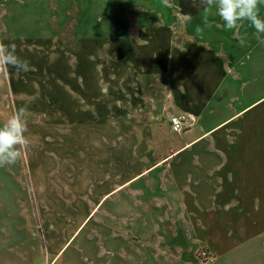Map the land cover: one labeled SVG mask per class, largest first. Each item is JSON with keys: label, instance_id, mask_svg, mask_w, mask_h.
Here are the masks:
<instances>
[{"label": "crops", "instance_id": "1", "mask_svg": "<svg viewBox=\"0 0 264 264\" xmlns=\"http://www.w3.org/2000/svg\"><path fill=\"white\" fill-rule=\"evenodd\" d=\"M146 5V9L137 5L143 13L127 19L123 35L98 40V50L106 51L110 62L93 61L91 44L97 40L77 41L75 60H69V115L131 117L136 127L128 132L145 136L99 143L101 149L117 150L111 160L115 163L106 157L99 166L101 199L51 251L50 264L58 262L97 206L116 195L109 204L112 209L104 215L111 226L107 227L105 219L102 225L110 230L109 240L116 238V246L121 245L122 251L127 246L133 257L146 252L151 263L159 244L161 249L179 245L186 253L197 246L208 253V260L201 262L192 255L193 264H214L242 254L251 261L260 255L263 263V246L257 242L260 252L254 254L252 239L264 230L259 234L252 211L244 207L264 206V142L248 138L250 127L263 130L262 117L258 114L255 122L246 118L264 100V34H257L247 21L239 30H227L215 9L205 12L200 0H149ZM151 5L163 7L151 9ZM259 14L264 19V3ZM187 15L191 22H185ZM243 50H255L256 56L243 63L239 56ZM183 113L193 114L196 123L178 133L169 119ZM169 130L181 138H167ZM153 134L160 139L147 138ZM125 165L139 169L125 178ZM240 166L245 170L239 174L242 186L249 180L258 189L242 193V208L233 210L237 190L231 170ZM142 180L144 189L137 188ZM258 197L262 200L255 204L253 198ZM126 212L133 215L130 227L119 222L125 220ZM140 212L155 215L141 227L136 223ZM40 222L44 228V217ZM42 237L45 240L44 232ZM134 240H140L141 247ZM146 245H152L151 253Z\"/></svg>", "mask_w": 264, "mask_h": 264}, {"label": "rangeland", "instance_id": "2", "mask_svg": "<svg viewBox=\"0 0 264 264\" xmlns=\"http://www.w3.org/2000/svg\"><path fill=\"white\" fill-rule=\"evenodd\" d=\"M147 2L149 0H0V41L6 45L14 43L16 54L31 65V70L26 73L17 75L15 69H10V75L0 74V126L18 108L25 109V136L29 141L27 150L22 151L15 164L0 167V264H50L51 251L60 245L73 226L80 223L82 215L91 211L101 199L99 166L106 157L109 163H115L111 160L117 155V150L101 149L99 143L144 139L145 135L128 132V129L136 127L131 117L70 116L68 89L69 60H75L76 42L97 40V44H91L93 61L99 65L110 62L107 52L98 50L101 49L98 40L123 35L127 19L143 13L137 5L146 9ZM149 7L160 9L163 6ZM239 56H242L243 63H248L256 53L255 50H243ZM57 81L61 84H56ZM259 103L262 104L253 107L246 118L255 122L261 114L263 130L257 126L250 127L252 131L248 138L264 142V100ZM165 135L172 140L181 138L170 130ZM156 137L153 134L147 138L160 139V135ZM124 167L125 178L139 169V166L134 170L132 166ZM233 170L232 184L236 187L237 198L232 208L239 210L244 204L242 193H251L258 188L252 187L249 180L242 186L239 177L245 171L242 166L237 171ZM136 187L144 189L143 180ZM116 197L97 206L73 242L64 248L56 264H140L144 254V264H193L192 255L198 262L208 260V253L197 246L186 253L179 245L161 249L157 244L156 252L150 251L152 245H146L145 249L152 252L154 258L151 263L146 252L140 253L139 258L133 257V251L127 246L122 251L121 245L116 246V238L109 240L110 230L102 225V219H105L107 227L111 226L109 217L104 215L106 210L112 209L109 204ZM253 200L258 204L262 198ZM251 204L244 208L252 211V223L258 226L256 229L260 234L264 230V206L257 208L255 205L252 210ZM124 214L125 220L119 222L124 226L132 225V213ZM122 215L120 213L119 217ZM154 215V212H140L136 223L143 227ZM41 217L45 219L44 228H41ZM128 227L125 229L130 235ZM52 235L54 238L50 240ZM252 241L254 254H259L260 244L263 246L261 254H264V234ZM133 242L141 247L140 240ZM141 250L143 252V248ZM260 257L251 261L242 254L213 263L264 264Z\"/></svg>", "mask_w": 264, "mask_h": 264}, {"label": "clouds", "instance_id": "3", "mask_svg": "<svg viewBox=\"0 0 264 264\" xmlns=\"http://www.w3.org/2000/svg\"><path fill=\"white\" fill-rule=\"evenodd\" d=\"M264 0H200L205 12L213 8L224 22L227 30L242 26V22H249L257 34H264V19L260 17L259 6ZM185 22H191V16L185 17ZM205 23L207 18L205 17ZM199 31V30H198ZM241 45L244 38H238ZM15 69L16 74L31 70L30 62L16 54V45L5 44L0 41V74H9ZM26 110L18 108L15 113L0 126V167L13 165L20 158L22 151H26L29 141L25 136L27 130Z\"/></svg>", "mask_w": 264, "mask_h": 264}, {"label": "built area", "instance_id": "4", "mask_svg": "<svg viewBox=\"0 0 264 264\" xmlns=\"http://www.w3.org/2000/svg\"><path fill=\"white\" fill-rule=\"evenodd\" d=\"M196 123V117L190 113L176 114L170 117L169 124L173 131L181 133Z\"/></svg>", "mask_w": 264, "mask_h": 264}]
</instances>
